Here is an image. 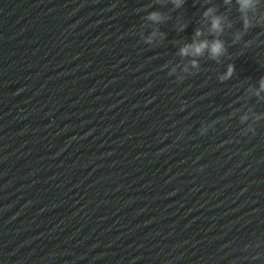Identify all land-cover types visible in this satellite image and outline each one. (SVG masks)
<instances>
[{
	"label": "clouds",
	"instance_id": "obj_1",
	"mask_svg": "<svg viewBox=\"0 0 264 264\" xmlns=\"http://www.w3.org/2000/svg\"><path fill=\"white\" fill-rule=\"evenodd\" d=\"M175 7H180L183 3V0H172ZM243 2L246 4L248 0H243ZM211 13V9L208 10V12L205 13V15H209ZM149 20L159 22L162 20V15L159 12H152L148 16ZM211 27L213 30H220V21L218 18H213L211 22ZM197 36L201 35L200 31L198 30L196 33ZM205 50H208L213 58L221 55L224 51L223 44L219 41H213L209 44L208 41H202L198 43H194L192 45H187L183 47L181 51V55H188L191 51L194 55H201ZM234 70V66H229V73L228 75H231V71ZM261 88L264 89V80H261Z\"/></svg>",
	"mask_w": 264,
	"mask_h": 264
}]
</instances>
